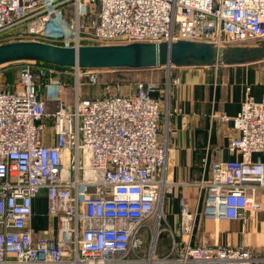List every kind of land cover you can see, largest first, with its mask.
Here are the masks:
<instances>
[{
  "label": "built area",
  "instance_id": "1",
  "mask_svg": "<svg viewBox=\"0 0 264 264\" xmlns=\"http://www.w3.org/2000/svg\"><path fill=\"white\" fill-rule=\"evenodd\" d=\"M7 36L74 47L181 39L227 47L264 39V0H0V43ZM19 64L14 88H0V264L264 261V250L245 245L193 243L198 212L185 198L177 228L164 224L174 183L157 82L130 89L105 82L94 97L81 89L99 84L102 69ZM65 78L73 82L70 101ZM179 82L173 77L168 86ZM213 117L238 132L228 149L240 158L213 162L201 183L203 214L243 218L261 208L256 196L264 192V95L248 93L236 115ZM41 195L54 225L37 233L30 220ZM162 232L170 246L160 255Z\"/></svg>",
  "mask_w": 264,
  "mask_h": 264
},
{
  "label": "crops",
  "instance_id": "2",
  "mask_svg": "<svg viewBox=\"0 0 264 264\" xmlns=\"http://www.w3.org/2000/svg\"><path fill=\"white\" fill-rule=\"evenodd\" d=\"M263 59L185 65L173 73L180 82L173 86L170 96L169 131L166 135L160 132L162 141L168 138L167 178L174 183L172 193L166 197L164 224L177 228L180 202L185 198L191 210L198 212L193 243L245 245L255 251L264 250L263 191L256 196L260 209L246 211L243 218L214 220L203 214L205 190L201 189V183L211 178L214 161L240 158L228 149L230 139L238 136V132L232 123H223L213 117V113L236 115L248 93L261 99L264 95ZM165 70L167 73L168 68ZM13 88L14 84L9 89ZM30 225L37 233L54 225L47 214L44 195L34 201ZM158 244L160 248V241ZM162 248L167 249V246ZM255 264H264V261Z\"/></svg>",
  "mask_w": 264,
  "mask_h": 264
},
{
  "label": "water",
  "instance_id": "3",
  "mask_svg": "<svg viewBox=\"0 0 264 264\" xmlns=\"http://www.w3.org/2000/svg\"><path fill=\"white\" fill-rule=\"evenodd\" d=\"M264 58V43L256 46L217 47L212 43L177 40L138 41L126 44L62 46L17 40L0 43V66L34 61L62 68L143 69L162 63L208 65L217 62H244Z\"/></svg>",
  "mask_w": 264,
  "mask_h": 264
},
{
  "label": "rangeland",
  "instance_id": "4",
  "mask_svg": "<svg viewBox=\"0 0 264 264\" xmlns=\"http://www.w3.org/2000/svg\"><path fill=\"white\" fill-rule=\"evenodd\" d=\"M7 38L5 42L9 41H16L11 39L10 36L5 37ZM264 43V39H255L251 41H246L243 43H236L235 45H250V46H256ZM234 46V44L229 45L227 47ZM8 65V66H7ZM181 65L177 64H166L162 63L159 66L156 67H150V68H143V69H110V68H101L102 70L99 72L100 75V83L99 84H88L85 83L82 87V92H84L86 95H91L94 97L102 96L104 93L103 85L105 82H111V81H120L121 83H124V87L126 89H130L133 87L136 81H149L153 80L157 82L160 85V92L158 93V97H160L161 102V110H162V118H161V131L163 133H168V120L170 117V96L172 92L173 85L168 86V81L175 76L174 71L176 68H178ZM168 68V72L166 73L165 69ZM18 69L19 66L16 62L9 63L3 66H0V88H10L12 84H15L18 79ZM165 70V71H164ZM157 72V74L155 72ZM162 73H161V72ZM166 74H165V73ZM161 73V74H159ZM163 74V75H162ZM62 81L66 82V88L64 90L65 93H67L68 98L67 100H72L71 93H72V80L71 79H62ZM62 82V83H63ZM49 83V80H41V84L43 87L42 93L47 92V85ZM65 86V84H64ZM165 210V208H164ZM162 216V215H161ZM163 218V216H162ZM159 219V216L154 217L151 220V226L155 228L157 224V220ZM162 226H163V220H161ZM167 232H162L159 235L158 241H160V248L158 244V254L163 255L168 251L169 246V237L167 236ZM150 237L148 236L147 243L150 244ZM164 246H167V249L162 248ZM164 250V251H161Z\"/></svg>",
  "mask_w": 264,
  "mask_h": 264
}]
</instances>
